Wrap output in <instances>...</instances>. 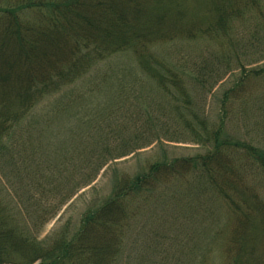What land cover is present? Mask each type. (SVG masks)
<instances>
[{
    "label": "trees",
    "instance_id": "1",
    "mask_svg": "<svg viewBox=\"0 0 264 264\" xmlns=\"http://www.w3.org/2000/svg\"><path fill=\"white\" fill-rule=\"evenodd\" d=\"M177 40L214 46L213 67L157 49ZM123 54L163 100L146 101L120 80L112 101L81 112L72 145L44 155L32 141L41 130L32 128L56 120L63 107L50 104L42 116L38 107L75 92L97 65ZM250 58L259 64L249 66ZM232 70L239 74L211 119L195 106L191 87L205 93ZM249 111L262 130L250 139L231 128ZM163 137L206 151L172 156L162 148L133 173L114 167L111 191L52 237L40 239L22 219L11 190L17 177L34 178L22 176L30 161L48 168L54 188L68 181L80 189L110 162ZM35 180L38 192L43 183ZM159 207L167 213L162 228L129 237L147 229L137 224L140 214ZM203 237L220 240L221 264H264V0H0V264H191L189 241Z\"/></svg>",
    "mask_w": 264,
    "mask_h": 264
},
{
    "label": "rangeland",
    "instance_id": "2",
    "mask_svg": "<svg viewBox=\"0 0 264 264\" xmlns=\"http://www.w3.org/2000/svg\"><path fill=\"white\" fill-rule=\"evenodd\" d=\"M213 47L207 41L202 40H177L171 44L160 45L157 49L168 59L186 61L188 65L192 66L194 62L197 65L202 62L204 64L209 63L211 68L215 63H213L214 61L207 60V58ZM248 64L249 66H256L259 63L250 58V63ZM238 74V70L222 72L220 76L213 78L214 81L211 80L212 82L206 88L205 93L192 86L191 93L195 99V106L201 110L205 109L210 118L215 120L219 111L218 97L221 95L223 88L229 86ZM120 80L121 82L124 81L125 86L127 84L129 91L141 96L142 99L145 98L146 101L150 98L153 100H163L161 99L162 97L157 95L158 89L155 87V84L151 83L142 73L134 57L124 54L116 56L97 65L92 73H89L88 76L75 86V92L74 90H70L55 93L38 107L36 113H40V116L44 115V112H51V105L53 104H60L63 109H59L61 112L57 113L59 116L56 117V120H52L53 116H50V122L43 121L41 124H35L32 132L37 135L39 130H41L40 134L42 136L39 140L32 138L33 143L39 144L38 147L40 146L39 148L46 156L56 150L67 149L72 145V140L68 139V136L73 135L74 129L81 127L80 123L84 115H81V112L95 107L94 104L97 102L112 101L113 95L119 89ZM215 81L217 82L215 83ZM88 87L89 89L95 88L90 92ZM154 89L156 90L154 91ZM248 109L250 110V108ZM234 120L238 119L235 118ZM231 128L236 133L249 139L262 135L261 125L259 122H255L252 111L246 113L241 122H232ZM174 138L176 139V137ZM162 140L165 142H155L147 148L110 162L102 169L94 182L80 189H77L76 186L72 187V184H67L68 181L64 182L62 186L58 185L54 188L55 185L51 182L54 176L49 172L48 168L42 164L38 167L37 163L30 161V163L26 164L22 176L24 177L26 176L25 174L30 173L34 175V180L31 176L25 177L22 180H18L17 177L16 181H14L16 185L14 183L13 186L15 189L11 190L14 196L17 197L15 201L19 203L18 209L21 210L20 215L23 217L21 218L24 219L32 232L38 235L40 239L52 237L66 223H74L89 205L99 200V198H103L111 191V179L114 167H118L122 172L133 173L138 167L161 154L162 148H166L172 156H193L206 151L204 146L190 141H166L164 137ZM43 175L45 177H42ZM36 177H40L43 183V187H39L38 192L34 190V186L32 185V182L36 181ZM57 177L59 180L55 178L56 183L57 181L60 183V180L63 182L62 177ZM68 195L72 196L67 197ZM152 212L148 215L146 214L147 212H143L137 219V224H145L147 229H145V226L142 229H137L129 237H151V231L148 229L149 225L156 226V229L162 228L165 221L164 215H167V213L162 207H159L158 211H155V215L154 210ZM218 219L220 222L225 221L224 210H221V215ZM210 241H214L212 237L195 238L194 242L189 241L192 245L188 248L187 252H189L191 264H221L220 240L214 243Z\"/></svg>",
    "mask_w": 264,
    "mask_h": 264
}]
</instances>
